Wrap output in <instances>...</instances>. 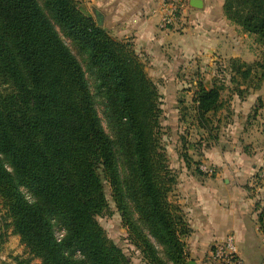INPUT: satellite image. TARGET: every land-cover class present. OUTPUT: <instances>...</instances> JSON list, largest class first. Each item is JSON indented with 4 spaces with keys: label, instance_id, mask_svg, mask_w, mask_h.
Returning a JSON list of instances; mask_svg holds the SVG:
<instances>
[{
    "label": "trees",
    "instance_id": "1",
    "mask_svg": "<svg viewBox=\"0 0 264 264\" xmlns=\"http://www.w3.org/2000/svg\"><path fill=\"white\" fill-rule=\"evenodd\" d=\"M223 14L264 47V0H224ZM55 25L86 57L113 138ZM228 66L245 82L264 80V58ZM0 86L2 236L10 229L28 255L15 264H131L97 220L109 207L103 179L147 264H188L191 228L169 199L176 181L160 144L157 83L130 41L110 36L76 0H0ZM221 89L196 86L199 127L222 106ZM258 222L264 233V207Z\"/></svg>",
    "mask_w": 264,
    "mask_h": 264
},
{
    "label": "crops",
    "instance_id": "2",
    "mask_svg": "<svg viewBox=\"0 0 264 264\" xmlns=\"http://www.w3.org/2000/svg\"><path fill=\"white\" fill-rule=\"evenodd\" d=\"M76 1L110 36L133 44L154 82L164 74L175 76L191 62L215 61L221 54L246 62L256 60V55L240 43V36L249 35L224 16V0H190L185 18L166 27L161 26L163 0ZM260 131L251 129L249 141H254ZM263 139L261 136L260 141ZM215 145L217 175L210 181L194 177L183 180L181 203L191 228L185 239L187 260L212 264L214 246L231 234L242 264H262L264 233L258 217L264 207V148L254 147L256 153L252 149L240 155L241 148L233 146L236 155H230V150L225 152ZM223 170L230 173L226 175ZM207 184L213 187H205Z\"/></svg>",
    "mask_w": 264,
    "mask_h": 264
},
{
    "label": "rangeland",
    "instance_id": "3",
    "mask_svg": "<svg viewBox=\"0 0 264 264\" xmlns=\"http://www.w3.org/2000/svg\"><path fill=\"white\" fill-rule=\"evenodd\" d=\"M55 27L84 70L90 90L94 95L101 124L105 132L113 138L114 132L106 111L105 100L98 94L86 57L79 52L71 39L65 36L57 25ZM240 37H242L240 39L242 46L251 50L256 55V59L262 61L264 47L255 42V37ZM229 60V57L222 54L218 55L215 61L213 59L210 61L208 59L197 60V62H191V66L180 68L175 76L164 74L158 77L157 81L155 79L161 108L160 144L165 153L168 169L176 181L169 193V199L180 207L186 221V214L181 203L182 194L185 193L183 180L194 177L210 181L213 176L217 175L218 168L213 165V145L216 144L215 146L225 152L230 150V155L232 153L236 155V148H241L240 155L252 149L255 150V148L261 151L264 148V139L260 141L261 136L264 137V80L259 81L254 78L245 82L237 76L233 77L228 66ZM200 83L207 88L213 84L222 86V106L215 116L209 114L210 122L207 128L199 127L195 119L193 93ZM1 89L2 86H0ZM213 126L216 128L213 129ZM254 128L261 130L262 133L250 142L249 138L252 133L250 130ZM213 135L216 137L214 140ZM256 152V150L253 151V153ZM121 170L123 171V167ZM223 173L228 175L230 171L224 172L223 170ZM103 183L109 207L105 213L97 217L98 222L107 236L123 250L131 264H147L140 250L132 243L127 228L122 222L111 197V188L104 179ZM205 187L210 188L213 185L207 184ZM3 216L4 209L0 203V264H15L17 257L23 258L28 255L19 236L11 234L10 229L7 230L6 236H2ZM62 233V230L56 228L55 234L58 238L62 236ZM151 241L155 245L157 254L162 257V246L153 238ZM31 263L40 264V261L33 259ZM212 264H214L213 259Z\"/></svg>",
    "mask_w": 264,
    "mask_h": 264
},
{
    "label": "built area",
    "instance_id": "4",
    "mask_svg": "<svg viewBox=\"0 0 264 264\" xmlns=\"http://www.w3.org/2000/svg\"><path fill=\"white\" fill-rule=\"evenodd\" d=\"M190 0H163L164 14L161 26L166 27L174 22L185 18ZM214 264H242L237 253V247L234 236L228 234L218 244L214 246L212 252ZM264 264V260L262 262Z\"/></svg>",
    "mask_w": 264,
    "mask_h": 264
},
{
    "label": "water",
    "instance_id": "5",
    "mask_svg": "<svg viewBox=\"0 0 264 264\" xmlns=\"http://www.w3.org/2000/svg\"><path fill=\"white\" fill-rule=\"evenodd\" d=\"M195 1H196V0H195ZM194 6H197V3H196ZM96 22H97V24L101 25L100 21H99L97 18H96ZM188 264H195V263H194V261L189 260V261H188Z\"/></svg>",
    "mask_w": 264,
    "mask_h": 264
}]
</instances>
